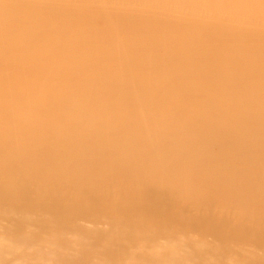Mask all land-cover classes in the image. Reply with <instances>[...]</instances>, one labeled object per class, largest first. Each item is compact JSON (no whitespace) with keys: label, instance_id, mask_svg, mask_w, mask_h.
I'll use <instances>...</instances> for the list:
<instances>
[{"label":"bare ground","instance_id":"bare-ground-1","mask_svg":"<svg viewBox=\"0 0 264 264\" xmlns=\"http://www.w3.org/2000/svg\"><path fill=\"white\" fill-rule=\"evenodd\" d=\"M152 1L173 18L210 12L212 23L225 17L258 33L0 2V44L8 43L0 45V85L12 86L0 89V100L46 122L22 141L7 134L4 146L0 137V206L31 209L35 201L73 230L85 210L101 211L115 229L128 227L129 242L145 240L143 216L150 214L152 229L188 225L223 244L229 238L264 248V25L252 18L264 20V0ZM9 145L15 155L7 157ZM35 153L45 170L59 171L61 194L38 187V176L14 170ZM217 167L229 170L225 181ZM13 177L22 178L31 197L16 198L17 186L7 182ZM145 181L160 184L170 201L156 187H140ZM40 183L48 181L41 177ZM211 210L212 224L203 228L197 212ZM223 219L224 227L209 229ZM118 233L107 241L108 249L116 247L110 253L119 250ZM156 257L150 264H169Z\"/></svg>","mask_w":264,"mask_h":264},{"label":"rangeland","instance_id":"rangeland-1","mask_svg":"<svg viewBox=\"0 0 264 264\" xmlns=\"http://www.w3.org/2000/svg\"><path fill=\"white\" fill-rule=\"evenodd\" d=\"M8 1L9 0H0V2ZM19 1H29L27 3L30 5H42V7L49 9H92L108 14L123 15L128 18H157L166 20L165 23H169L170 20L175 19L185 24L218 27L222 30H240L245 34L258 33L257 30L253 29L251 24H234L225 17H223L224 20L221 22L212 23L209 21L211 19L209 17L207 18L210 12H199L196 16L190 12H186L182 16L173 18L160 3L152 0L129 4H123L119 1L106 4L102 0L93 1L91 4L84 2L75 4L74 0ZM75 6H77V8ZM252 18L253 20L255 19L256 25H264V20H260L262 21L260 24L258 22L260 18ZM252 18H249L250 22L253 21L251 20ZM6 23H8V21ZM115 25L116 23L114 22V26ZM195 40H200V38L197 37ZM176 43L179 46V42ZM7 44L8 43H2L0 45ZM169 57L170 55L166 56V58ZM94 78H96V76ZM167 85L173 86L171 82ZM0 89L8 90L9 92L12 86L8 85L6 82H2ZM22 92L26 93L24 91ZM32 96L33 95H30L29 97ZM8 103L9 101L0 100V133H2L0 137L4 146L8 141V138H6L7 134L11 135L14 133L15 136H18L15 140L22 141L24 139L23 137H26L24 133L27 135L36 133L46 126V122L38 117L35 112H26L20 109L12 110L9 108ZM77 113H79V111L73 112L74 115ZM23 119L28 121L29 124L24 123L22 121ZM8 148L9 150L5 155L7 157L15 155L14 147L9 145ZM60 152H62V149ZM33 156L38 158L37 153L30 154L27 156V164H18L15 166L14 170L27 173L30 177L38 176L33 177V179L39 180L37 184L38 187H47L45 188V192L48 193L49 188H57L58 192L61 194V191H59L61 187V185H59L61 183L59 171L55 172L53 171L54 169L45 170L46 166L44 162L40 161V163H38L37 159H34ZM4 167L5 164L0 165V173L3 171ZM215 172H221L220 180L225 181V173H228L229 170L225 167H217ZM41 177L45 182L46 180L48 181L46 186L40 183ZM21 179L20 177H13L12 179H8L7 182L14 183L15 187L17 186L18 193L16 194V198L23 199L31 197L21 184ZM66 184V182H63L64 187H68ZM139 185L145 188L150 186L156 187L161 199H163L164 202L170 201L166 199L170 196H167L163 191L161 193L162 186L160 184L145 181V183H140ZM136 188L137 187H129L125 188V190L135 192ZM54 199L58 200V198ZM90 199H93V197L89 198L87 202ZM103 200L107 201L105 199ZM73 202L74 201H71L69 206L76 208L77 205H72ZM32 204L33 206L31 209L25 206H19L15 211H10L8 206H0V264H150V260L155 254H157L155 259L168 260L169 264H264V248L258 246L254 242L245 240L242 241L245 243L241 242L240 244L227 238V243L223 244L217 237H214L213 233H208V231H202L198 228L194 229L188 227V225H181L182 228L177 224L168 226L155 225L152 229L150 226V214L143 216L144 223L141 227V229L149 230L148 236L145 240L140 242H129L124 238L129 234L128 227L124 225L126 229H122V227L117 226L116 230L112 225V228L111 224L104 218L106 215L101 211L97 213L91 209L85 210L83 215H79L76 218V228L73 230L66 226H60L61 220L58 216L45 209L39 208L35 201H32ZM88 206L89 208L94 206V201L90 200ZM10 212L12 214H10ZM189 212L190 209L185 207L183 214L188 216L190 214ZM197 213L200 220H203V218L205 220L203 228L206 226V223L208 225L212 224L209 222L211 220H209V218L212 213L214 214V211H205L203 215L199 212ZM207 219L208 221L206 222ZM226 221L227 220L223 219L222 223L213 224L209 229H216L217 227L220 229L224 227ZM118 227L123 231L118 230ZM158 230H160L159 233H156ZM117 231L122 236L118 245L119 250L110 253L116 247L112 243L111 248L108 249L106 244L108 240H111L113 236L118 233ZM248 235L250 237V234L245 236L248 238ZM115 252L117 253L114 254ZM158 255L161 258H158ZM174 256L175 259L177 258L176 260H178V262L172 259ZM170 257L171 259H168Z\"/></svg>","mask_w":264,"mask_h":264}]
</instances>
